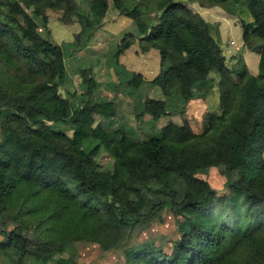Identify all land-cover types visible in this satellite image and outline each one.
Wrapping results in <instances>:
<instances>
[{
    "label": "trees",
    "instance_id": "1",
    "mask_svg": "<svg viewBox=\"0 0 264 264\" xmlns=\"http://www.w3.org/2000/svg\"><path fill=\"white\" fill-rule=\"evenodd\" d=\"M77 1L0 0V62L16 84L0 78V254L7 264H80V245L91 244L121 250L125 264H264V0H194L241 17L243 45L260 56L257 74L240 53L229 67L218 25L181 1L79 0L80 12ZM46 7L75 16L90 57L118 63L135 42L159 51L160 71L135 114L138 121L169 117L158 134L141 141L118 121L116 101L96 97L94 68L104 63L78 68L71 97L61 94L69 77L64 48L40 34L33 17L46 22ZM110 13L135 27L115 52V34L103 26ZM212 71L223 109L194 132L185 108L168 111V98L176 94L185 106ZM121 82L133 96L145 77L130 72ZM211 170L225 177L223 188L198 176ZM167 215L183 219L170 252L154 239L128 245L131 234Z\"/></svg>",
    "mask_w": 264,
    "mask_h": 264
},
{
    "label": "rangeland",
    "instance_id": "2",
    "mask_svg": "<svg viewBox=\"0 0 264 264\" xmlns=\"http://www.w3.org/2000/svg\"><path fill=\"white\" fill-rule=\"evenodd\" d=\"M175 1L185 2L186 5L193 11L194 9H199V11L203 13L202 17H204V19L209 21L211 25L215 27L222 24L221 32L224 34V37L223 41H220V43L223 55L225 56L226 63L229 67L232 68L235 65L236 59H233V57H238L240 53L250 73H258L260 56L255 51H250L246 48V46L243 45V29L240 24L241 17L235 21V18H232L226 14V11L220 6H201L194 0ZM76 5L79 9V12L84 10L82 8L83 5L79 0L77 1ZM25 9L30 14H33V8ZM3 10L5 11V8H3ZM45 13L47 15L46 22L44 19L35 14H33V17L38 23L40 34H42L44 37L49 36L52 43L58 44L64 48L66 55V67L69 77L67 82L60 88L61 94L68 99L71 97L74 86L71 85L70 76L71 74L77 72L78 68L83 65L88 67V64H94L95 66L98 63H104V66L102 67L97 66L94 68L98 82L96 97L99 99L116 101L121 116L118 121L125 123L127 130L130 133L132 132V134L138 137L141 141H145L152 135L158 134L162 127L165 126L170 120L169 117L162 118L156 122H151L146 117L138 121L135 117V114L141 111V107L145 101L146 93L151 87L149 82L160 71L159 51L153 47H151L148 51H144L141 49L138 42H135L120 56L118 63L114 62V59L111 55V50L114 51L116 49L117 43L123 34L130 31L132 32V30L134 31V21L126 16L121 15L112 19V16H110L112 13L106 16L103 25L104 29L114 33V41H116L114 42V49H111L109 52L111 56H108L103 61L98 60L96 57H90L85 54L84 48L86 46V35H81L80 38H78L81 27L80 24L74 19L75 16H70L62 8L46 7ZM145 14L151 18L155 16L154 11H152L150 14L147 12ZM226 17L228 18L225 19ZM243 46L245 48L244 51L241 52ZM90 59H93L94 62H91ZM87 61H90V63H86ZM2 65L3 64L0 62V78L7 82L11 87L16 86V84L13 85L11 83L13 78L12 76L6 75ZM130 72H139L145 77V83L142 85L140 91L133 96H128L121 84V81L126 79ZM40 79V77H37L36 80L38 81ZM209 80L210 83L205 85L203 89H194V100L185 106V103H183V101L177 97L176 94L171 95L168 98V111H180L182 108H185L184 113L189 120L194 132L202 131L205 123V115L208 113L220 114L223 109L220 93L218 92V74L215 71H212L210 73ZM23 87H25V85H23L21 88ZM83 90L84 88L77 90V96L73 98L74 101H77V98L81 97ZM102 124L108 130L111 128V124L107 123L106 121H102ZM70 133L71 132L68 131V134ZM1 137L2 136L0 135V139ZM101 157V161H106L104 164L109 166L111 162L108 163L109 160H107V155L103 153ZM198 176L207 180L211 186L216 189L223 188L225 183V177L220 175L216 170H211L209 175L199 173ZM182 220V218L171 215L165 216L162 221L156 219L153 221L152 226L148 230L144 232H134L131 234L127 243L130 245L142 242L147 239H154L158 245L163 248V250L170 252L174 241L178 240L180 237L179 225ZM78 261L80 264H125V259L121 250L102 252L99 246L96 245H80ZM7 262L8 258L3 253H1L0 264H7Z\"/></svg>",
    "mask_w": 264,
    "mask_h": 264
},
{
    "label": "crops",
    "instance_id": "3",
    "mask_svg": "<svg viewBox=\"0 0 264 264\" xmlns=\"http://www.w3.org/2000/svg\"><path fill=\"white\" fill-rule=\"evenodd\" d=\"M184 4H186L185 2H183ZM193 8V7H192ZM195 12L199 13L201 16H203V13L199 11V9H194ZM226 14H228L229 16H231L232 18H235V21L237 19H239V17L237 15H233V14H230L228 12H226ZM224 16H227V15H224ZM204 18V17H203ZM228 17H226L225 19H227ZM206 20V19H205ZM229 20V19H228ZM207 21V20H206ZM209 22V21H208ZM221 26L222 24H220L219 27V35H220V40L223 41V37H224V34L221 32ZM152 80V79H151ZM91 245H94V244H91ZM97 246V245H96Z\"/></svg>",
    "mask_w": 264,
    "mask_h": 264
},
{
    "label": "water",
    "instance_id": "4",
    "mask_svg": "<svg viewBox=\"0 0 264 264\" xmlns=\"http://www.w3.org/2000/svg\"><path fill=\"white\" fill-rule=\"evenodd\" d=\"M244 48H245V47L243 46V47H242V49H241V52H243V51H244Z\"/></svg>",
    "mask_w": 264,
    "mask_h": 264
}]
</instances>
